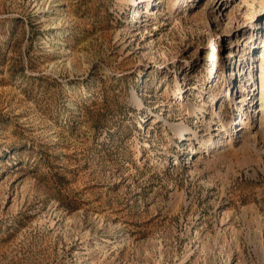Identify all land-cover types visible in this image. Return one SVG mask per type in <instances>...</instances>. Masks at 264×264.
Listing matches in <instances>:
<instances>
[{
  "label": "rangeland",
  "instance_id": "rangeland-1",
  "mask_svg": "<svg viewBox=\"0 0 264 264\" xmlns=\"http://www.w3.org/2000/svg\"><path fill=\"white\" fill-rule=\"evenodd\" d=\"M263 63L264 0H0V264H264Z\"/></svg>",
  "mask_w": 264,
  "mask_h": 264
},
{
  "label": "bare ground",
  "instance_id": "bare-ground-1",
  "mask_svg": "<svg viewBox=\"0 0 264 264\" xmlns=\"http://www.w3.org/2000/svg\"><path fill=\"white\" fill-rule=\"evenodd\" d=\"M189 1H191L192 3L195 1V0H189ZM149 3H151V1H149ZM136 11V10H135ZM135 14L137 15V13L135 12ZM264 64V63H263ZM263 64H261V66H260V71H264V66H263ZM262 90H264V83H262ZM261 90V91H262ZM217 96V98H219V97H221V95H220V93L219 94H217L216 95ZM206 109L203 107V106H199L198 107V110H197V112H204ZM240 122H242V119L240 120V121H238L237 123H239L240 124ZM221 131H223L224 130V128H222V129H220ZM184 133H186V131H184V130H179L178 131V135H177V137L178 138H180V137H182L183 135H184ZM213 143H214V141L212 140V138H208V139H206V140H203L201 143H200V146H199V148H198V150L197 151H192V154H198V155H200V154H204L205 153V150L207 149V148H209L210 146H212L213 145ZM214 146H215V144H214Z\"/></svg>",
  "mask_w": 264,
  "mask_h": 264
}]
</instances>
